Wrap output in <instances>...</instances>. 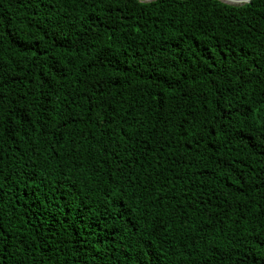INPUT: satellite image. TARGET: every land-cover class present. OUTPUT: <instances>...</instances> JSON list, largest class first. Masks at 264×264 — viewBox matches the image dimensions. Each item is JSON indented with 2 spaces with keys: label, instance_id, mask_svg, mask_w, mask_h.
Returning <instances> with one entry per match:
<instances>
[{
  "label": "trees",
  "instance_id": "obj_1",
  "mask_svg": "<svg viewBox=\"0 0 264 264\" xmlns=\"http://www.w3.org/2000/svg\"><path fill=\"white\" fill-rule=\"evenodd\" d=\"M0 264H264V0H0Z\"/></svg>",
  "mask_w": 264,
  "mask_h": 264
},
{
  "label": "water",
  "instance_id": "obj_2",
  "mask_svg": "<svg viewBox=\"0 0 264 264\" xmlns=\"http://www.w3.org/2000/svg\"><path fill=\"white\" fill-rule=\"evenodd\" d=\"M139 1L151 2V1H155V0H139ZM219 1L226 3V4H231V5H242V4L250 2L251 0H239L237 2H231V1H227V0H219Z\"/></svg>",
  "mask_w": 264,
  "mask_h": 264
},
{
  "label": "bare ground",
  "instance_id": "obj_3",
  "mask_svg": "<svg viewBox=\"0 0 264 264\" xmlns=\"http://www.w3.org/2000/svg\"><path fill=\"white\" fill-rule=\"evenodd\" d=\"M227 1H231V2H237V1H239V0H227Z\"/></svg>",
  "mask_w": 264,
  "mask_h": 264
}]
</instances>
